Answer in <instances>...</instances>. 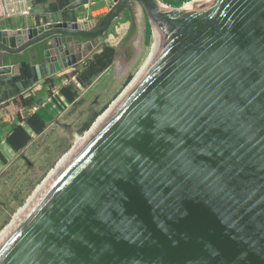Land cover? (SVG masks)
Returning <instances> with one entry per match:
<instances>
[{"label":"water","instance_id":"water-1","mask_svg":"<svg viewBox=\"0 0 264 264\" xmlns=\"http://www.w3.org/2000/svg\"><path fill=\"white\" fill-rule=\"evenodd\" d=\"M133 2L162 47L35 191L0 264H264V0H112L89 28L0 29V75L37 44L76 67Z\"/></svg>","mask_w":264,"mask_h":264},{"label":"rangeland","instance_id":"rangeland-1","mask_svg":"<svg viewBox=\"0 0 264 264\" xmlns=\"http://www.w3.org/2000/svg\"><path fill=\"white\" fill-rule=\"evenodd\" d=\"M163 3L164 0H160ZM112 0H89L85 5L58 12L53 18L77 21L89 28L109 9ZM136 4V5H135ZM184 4V3H183ZM182 4V5H183ZM168 5V4H167ZM180 5L179 7H181ZM152 29L137 3L124 9L111 23L108 31L92 43L93 47L76 67L57 71L50 78L49 94H54V105L46 94L34 104L31 112H40L45 118L42 132L31 137L21 149L0 154V231L24 205L35 187L47 176L59 158L73 146V135L81 136L88 130L96 117L123 91L138 70L150 50ZM136 39L135 54L130 50V41ZM104 46L113 47L111 64L80 83L76 72L86 66L94 54ZM96 50L95 53L92 51ZM87 55H90L87 58ZM129 61L121 73L116 69L117 59ZM73 76V84L67 75ZM132 74L127 83L125 78ZM67 82V83H65ZM62 86L72 87L74 99L64 101L59 97ZM58 101V102H57ZM91 123V124H90ZM89 127L85 130V125Z\"/></svg>","mask_w":264,"mask_h":264},{"label":"crops","instance_id":"crops-1","mask_svg":"<svg viewBox=\"0 0 264 264\" xmlns=\"http://www.w3.org/2000/svg\"><path fill=\"white\" fill-rule=\"evenodd\" d=\"M57 13L49 8L47 2L41 0H0V29L27 28L64 20L53 18ZM30 53L34 52L30 51ZM20 54L23 56V53ZM34 58L32 57L29 61L13 62L10 56L5 57L4 64H9L11 70L9 73L0 75V152L2 153L10 152L6 138L20 123L18 114L34 113L29 108L34 106L44 94L46 97L49 95L50 78L56 75L46 59L43 58L39 63H32ZM67 80L72 82L68 77ZM62 87H68L71 92H74L72 87ZM60 95L64 101H67L61 92ZM16 96H22L23 100L30 102L21 106L15 99ZM35 113L45 121L40 112Z\"/></svg>","mask_w":264,"mask_h":264},{"label":"trees","instance_id":"trees-1","mask_svg":"<svg viewBox=\"0 0 264 264\" xmlns=\"http://www.w3.org/2000/svg\"><path fill=\"white\" fill-rule=\"evenodd\" d=\"M44 2H47L49 8L53 12H63L65 13L66 10L64 9L65 6H67L70 2L73 0H41ZM189 0H164L166 4L171 5L173 7H179L184 2ZM46 47L45 44H37L33 47L28 48L26 51L22 54H15L10 56L11 61L13 62H19V61H29L32 59V57H35L32 60V63H39L43 60L42 57V50ZM30 51L34 52L33 54L30 53ZM113 47L111 46H104L102 50L98 54H94L92 59L86 63V66L81 70L80 72H76L75 74H69L67 75L68 79L72 81L73 84V76L77 77V80L79 79L80 83L88 82V80L108 67L113 58ZM132 74H129L125 80L124 83H127L129 79L131 78ZM61 94L69 101L74 99V92H71L68 87H62L60 88ZM18 101L19 105L28 104L29 100H23L22 96H16L15 98ZM19 124L10 132L8 137L6 138L7 146L10 150V152L17 151L21 148H23L28 141L31 139L32 135L39 134L43 131L45 127L44 120L37 114V113H31V114H18ZM91 124V123H90ZM89 127V124L85 125L84 129L86 130ZM1 154V152H0Z\"/></svg>","mask_w":264,"mask_h":264},{"label":"bare ground","instance_id":"bare-ground-1","mask_svg":"<svg viewBox=\"0 0 264 264\" xmlns=\"http://www.w3.org/2000/svg\"><path fill=\"white\" fill-rule=\"evenodd\" d=\"M203 0H189V1H186L184 2V4L181 6V7H173L171 5H167L166 3L165 4H161L162 8L164 10H171V9H174V10H186V9H190V8H193V7H197ZM133 3H136V2H133ZM132 3V4H133ZM131 4V5H132ZM136 5V4H135ZM151 29H152V37H151V45H150V50L148 52V54L146 55L144 61L142 62V64L140 65V67L138 68V70L135 72L134 76L132 77V79L130 80V82L135 78V76L139 73V71L143 68V66L148 62V60L162 47V36L159 32V30L156 28V26L154 25H151ZM130 45V50L135 54V52L137 51V48H138V42L136 39H132L129 43ZM116 63V69L117 71L119 70V73H121V71L126 68V64L129 63V61H124V60H121L120 58L117 59V62ZM130 82L127 84V86L130 84ZM126 86V87H127ZM125 87V88H126ZM125 88L123 89V91L125 90ZM122 91V92H123ZM121 92V93H122ZM120 93V94H121ZM119 94V95H120ZM118 95V96H119ZM118 96L111 102V104L118 98ZM108 106V108L110 107V105ZM106 108V110L108 109ZM106 110H103V112L98 115L96 117V119L94 120V122L91 124L90 128L93 126V124L104 114V112ZM89 128V129H90ZM88 129V130H89ZM86 130L81 136H77V135H73L72 138H73V146L68 150L66 151L60 158L59 160L57 161V163L54 165V167H52L49 171H48V174L47 176L41 181V183H39L35 189L32 191L31 195L28 196L26 202L24 203V205H22L18 211L13 215L11 221L3 227V229L0 231V238L4 235V233L9 229V227L14 223V221L18 218V216L22 213V211L26 208V206L28 205L30 199L32 198L33 194L35 193V191L38 189V187L42 184V182L49 176V174L56 168V166L66 157V155L75 147V145L81 140V138L85 135V133L88 131Z\"/></svg>","mask_w":264,"mask_h":264},{"label":"built area","instance_id":"built-area-1","mask_svg":"<svg viewBox=\"0 0 264 264\" xmlns=\"http://www.w3.org/2000/svg\"><path fill=\"white\" fill-rule=\"evenodd\" d=\"M60 96H61V95H59V97H60ZM47 98L50 99L54 105L56 104V102L53 100V98H56L54 94H51V95L49 94V95L47 96ZM60 98L63 99L62 96H61ZM57 102H58V101H57Z\"/></svg>","mask_w":264,"mask_h":264}]
</instances>
